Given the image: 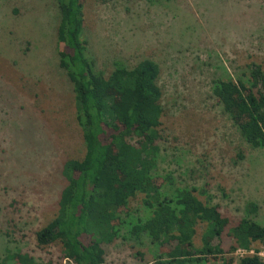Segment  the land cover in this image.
Listing matches in <instances>:
<instances>
[{
	"label": "rangeland",
	"instance_id": "374dc122",
	"mask_svg": "<svg viewBox=\"0 0 264 264\" xmlns=\"http://www.w3.org/2000/svg\"><path fill=\"white\" fill-rule=\"evenodd\" d=\"M84 3L83 35L105 75L115 61L159 67L163 116L152 175L171 178L161 192L205 188L234 220L253 201L264 225V148L241 137L212 93L215 79H246L249 62L264 65V0ZM58 23L56 0H0V264H15L7 256L18 251L37 264H72L59 243L35 241L57 212L64 162L85 151L72 85L59 67ZM142 196L131 200L130 223L150 213ZM129 226L106 249V264H140L136 250L143 264L156 257L147 238L142 245L129 238Z\"/></svg>",
	"mask_w": 264,
	"mask_h": 264
},
{
	"label": "trees",
	"instance_id": "16d2710c",
	"mask_svg": "<svg viewBox=\"0 0 264 264\" xmlns=\"http://www.w3.org/2000/svg\"><path fill=\"white\" fill-rule=\"evenodd\" d=\"M56 1L59 67L72 85L85 151L64 162L66 183L58 209L35 232L37 246L59 243L62 257L72 264H106V249L130 225L128 235L135 243L147 238L157 247L149 264H264L257 254L264 249V225L253 217L255 202L248 201L245 215L234 220L210 202L205 188L161 192L171 178L162 183L152 175L163 116L158 65L142 59L127 68L115 61L105 75L83 35L85 0ZM247 69L246 79H215L212 93L241 137L264 148V65L252 61ZM138 194L150 213L130 223L125 217ZM253 249L256 253H249ZM238 250L244 254L234 255ZM135 254L143 264L145 253ZM7 257L15 264H37L21 251Z\"/></svg>",
	"mask_w": 264,
	"mask_h": 264
},
{
	"label": "built area",
	"instance_id": "2783aa9c",
	"mask_svg": "<svg viewBox=\"0 0 264 264\" xmlns=\"http://www.w3.org/2000/svg\"><path fill=\"white\" fill-rule=\"evenodd\" d=\"M238 251H241L242 253L241 254H244V251L243 250H238ZM249 253H252V250L249 252ZM260 253L258 252V255H259Z\"/></svg>",
	"mask_w": 264,
	"mask_h": 264
}]
</instances>
